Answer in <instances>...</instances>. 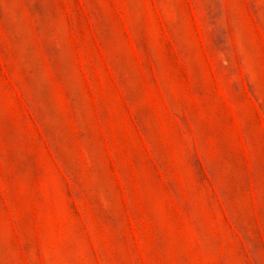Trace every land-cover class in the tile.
Here are the masks:
<instances>
[{"label": "rangeland", "instance_id": "1", "mask_svg": "<svg viewBox=\"0 0 264 264\" xmlns=\"http://www.w3.org/2000/svg\"><path fill=\"white\" fill-rule=\"evenodd\" d=\"M0 264H264V0H0Z\"/></svg>", "mask_w": 264, "mask_h": 264}]
</instances>
